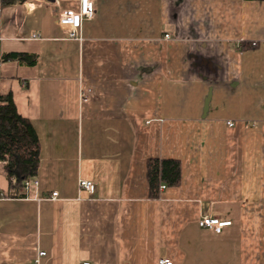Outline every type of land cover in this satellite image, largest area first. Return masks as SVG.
Here are the masks:
<instances>
[{
    "label": "crops",
    "instance_id": "crops-1",
    "mask_svg": "<svg viewBox=\"0 0 264 264\" xmlns=\"http://www.w3.org/2000/svg\"><path fill=\"white\" fill-rule=\"evenodd\" d=\"M93 1L74 40L80 0H0L2 51L38 56L1 63L0 92L41 143L38 188L0 201V264H264V2ZM150 159L181 164L158 199Z\"/></svg>",
    "mask_w": 264,
    "mask_h": 264
},
{
    "label": "trees",
    "instance_id": "trees-1",
    "mask_svg": "<svg viewBox=\"0 0 264 264\" xmlns=\"http://www.w3.org/2000/svg\"><path fill=\"white\" fill-rule=\"evenodd\" d=\"M26 0H2V6L24 3ZM264 2V0H247ZM17 62L36 66L38 56L24 53H4L0 43V64ZM0 162L8 180L10 198L25 197L24 184L36 179L41 163V143L31 120L20 115L12 95L0 92ZM150 198L160 197L162 185L175 188L181 182V164L174 159H150L147 164Z\"/></svg>",
    "mask_w": 264,
    "mask_h": 264
},
{
    "label": "built area",
    "instance_id": "built-area-1",
    "mask_svg": "<svg viewBox=\"0 0 264 264\" xmlns=\"http://www.w3.org/2000/svg\"><path fill=\"white\" fill-rule=\"evenodd\" d=\"M95 13H96V9L93 0H80L79 8L77 11H63L60 13L59 24L61 28L69 34V37L71 39L81 40L80 31L82 29L83 22L92 20L95 16ZM165 39L169 40L170 36L166 35ZM254 46H256V44H254ZM81 98L83 102H87L90 99L89 94H85V93L82 94ZM228 125L233 126V123L229 122ZM3 164L5 163L0 162L1 166ZM38 186H39V181L37 179L26 181L24 184L23 191L26 194V196H29L30 192L33 189L38 188ZM80 187L90 192H93L95 189L94 183L84 180L80 182ZM161 189H166V186H162ZM58 197H59L58 192H54L52 194L51 199L53 201H56ZM6 198H8L7 194L0 191V201ZM231 223L232 222L230 221H220L218 218L212 216H205L199 221L200 227L215 229L217 232H220L222 228L226 226H230ZM44 256H46V253L40 252L32 264H40L41 262L40 260ZM80 264H91V263L82 262ZM159 264H174V263L170 259H161L159 261Z\"/></svg>",
    "mask_w": 264,
    "mask_h": 264
}]
</instances>
